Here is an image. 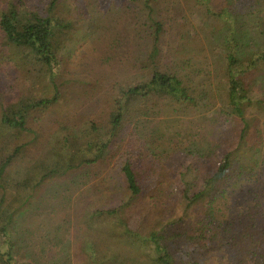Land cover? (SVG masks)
Here are the masks:
<instances>
[{
	"label": "trees",
	"instance_id": "16d2710c",
	"mask_svg": "<svg viewBox=\"0 0 264 264\" xmlns=\"http://www.w3.org/2000/svg\"><path fill=\"white\" fill-rule=\"evenodd\" d=\"M0 4V72L22 83L18 89L9 82L15 93L0 92V142H14L7 155L0 150V264H38L23 251L18 219L43 200L53 182L79 184L106 168L119 174L118 203L93 209L88 203L78 210L90 238L82 264H209L213 257L227 258L225 253L229 264H264V197L254 198L245 211L230 203L231 193L238 187L247 192L243 182L264 166V45L251 35L264 27V16L253 17L247 0ZM80 23L88 26L82 44L107 41L111 57L105 62L118 70L107 79L104 117H93L98 97L89 98L97 101L86 111H71L105 78L88 72L86 81L70 72L82 62L67 45ZM69 98L77 99L64 106ZM58 105L64 106L61 120L45 126L43 114ZM197 113H213L217 131L209 146H190L169 159L146 139L169 130L155 125L150 132L148 121ZM33 145L36 155L29 154ZM16 166L25 169L18 181L10 174ZM168 178L182 214L148 231L140 229L146 218L133 226L135 204L162 193Z\"/></svg>",
	"mask_w": 264,
	"mask_h": 264
},
{
	"label": "rangeland",
	"instance_id": "374dc122",
	"mask_svg": "<svg viewBox=\"0 0 264 264\" xmlns=\"http://www.w3.org/2000/svg\"><path fill=\"white\" fill-rule=\"evenodd\" d=\"M2 4H0V7H2ZM247 4L254 7L253 17L258 13L261 14L260 16H264L263 0H247ZM77 27L80 28L79 34L72 39L77 44L71 41L68 42L67 45L69 47L68 49H70V55L72 57L76 56V58H82V62L75 65L71 63L70 72L73 75L78 74L76 77H81V79H85L86 81L91 78L87 77V74H89L88 72L95 73L96 75H103L105 78L99 80L98 86L90 90L91 94H87L89 96L83 95L82 99L78 100V110L73 108L71 111L76 114H79V112L83 110L86 111V106L98 97L101 103L96 108V113L93 117H104L108 112L109 105L107 86L110 81L108 80L112 78L118 70L116 67H110V64L105 62L106 58L111 57L109 46H106L107 41H92L91 39H87V41L82 44L81 36L84 34V37L86 36L87 38L86 27L88 26L85 23H80ZM251 35L256 43L264 45V27L258 26L254 28ZM119 37H122V35H119ZM79 45L81 46L78 47ZM121 52L124 53V51ZM70 55H66L64 60H67ZM9 82L14 85V88H22V83L19 79L13 81V78H9L6 73L0 72V92H3L5 95L15 93L9 91ZM214 83L216 84V82ZM39 88L41 90L42 86ZM72 90L74 94H76L75 85L72 87ZM261 92L262 96H264V89ZM94 97L95 99L92 100ZM76 99L77 98H69L63 102V105L65 103H71ZM66 104L64 106H66ZM63 105L54 106L43 114L45 118V122L43 123H45V126H54L56 121L61 120ZM72 107H74V105ZM38 115V117H40L42 114ZM79 117L81 116H78V118ZM212 118L213 113H197V115L177 114L171 117L167 114L160 115L153 121H148L147 127L149 131L152 132V127H155V125L157 128L159 127L161 129H163L162 127L169 126V130H164L163 134L171 138L172 141L171 139L170 141L166 139V136L159 137V134L156 139L153 140V137L150 136L151 133L146 136V139L154 141L156 151H166L168 158L171 159L172 155L179 154L177 151L187 147L209 146L211 141L215 138L214 136L217 131L216 125L211 122ZM76 122L74 121V123ZM160 122H162L163 125L160 124ZM177 128L181 129L183 132L176 135L173 131ZM4 129L5 128H3V130ZM146 130L145 132H149L147 128ZM147 140L143 139L146 145H149ZM12 141L13 140H11V142L3 140L0 142V150L4 152V154L12 151L14 146V142ZM17 141H20V139ZM21 141H27V138H23ZM29 154H37L36 145L30 148ZM176 160H179V158ZM171 164V160H169L168 165ZM24 171V166H16L11 169V178L18 181L20 179L19 177H22L21 175L24 174ZM118 178L119 174L114 171V168H106L100 170V172H96V175H94L92 179H79V184L77 182H71V180L68 179L53 182L49 191H47V195L43 197V200L36 202L34 209L28 211L23 217H20L18 219L19 223L15 225V229L19 231L20 236L24 239L21 243L23 251L30 252L31 259L36 258L38 264H82L84 262L83 254H86V251H88L90 238L88 239L84 236L86 231L80 227L78 210L81 209V205H86L88 203H90L88 209L100 206L107 207L109 204H117L118 201L115 195L119 190ZM242 185L247 192L241 189V187H238L230 195V203L234 204L237 211H245L248 204L251 203L254 198L259 196L264 197V166L258 168L256 176L245 180ZM89 187L90 189H88ZM174 196L172 181L168 178L163 181L162 193L152 198H143L135 204L136 207L133 212L130 213L132 225L138 227V219L146 218L140 226V229L148 231L155 226L157 221H166L167 219L181 215L182 208L178 205L177 201H175ZM54 234H57L59 238L53 241L52 238ZM225 255L227 258L225 256L220 259L216 257L211 258L209 264H229L228 259L230 254L225 253Z\"/></svg>",
	"mask_w": 264,
	"mask_h": 264
}]
</instances>
